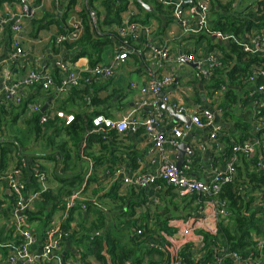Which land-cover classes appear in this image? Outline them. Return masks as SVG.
<instances>
[{"label":"built area","instance_id":"1","mask_svg":"<svg viewBox=\"0 0 264 264\" xmlns=\"http://www.w3.org/2000/svg\"><path fill=\"white\" fill-rule=\"evenodd\" d=\"M56 1V0H55ZM83 9L87 12L89 24L97 35H101L99 23L102 21L101 14L90 7L89 0H82ZM131 3V2H130ZM162 8L170 9L174 21L180 25L182 32L186 35L211 37L217 41V44L228 43L233 41L241 50L250 57L258 58L257 63H253L246 77L242 79L241 86L247 87L244 99L255 109L253 121L249 126L247 134L249 137L244 138L241 142H228V152L222 161L221 168H211V173L206 180L188 178L184 171L188 164H182L180 169L177 168L176 162L168 159L164 152L165 147L175 148L191 131L192 128L199 130L209 129L208 139L218 141L219 138L226 141L228 133L216 124L215 115L211 110L200 109L188 114L187 108L181 103L173 100L169 94L161 93L162 90H170L174 77L169 74L161 78L153 77L149 82L138 87L141 95L140 107L150 109L142 121L128 120L127 118L109 119L102 115L95 116L92 120L91 133L106 134L115 132L123 136L128 132L136 133L142 130L151 143V151L160 156L159 165L153 173L140 172L133 173L131 176H125L121 179V189L139 190L143 187L153 185L156 190H160L164 185L170 188L177 199H187L195 197L196 204L203 205L214 209L213 226L203 227V232L210 235H216L217 225L228 217V204L218 198L224 185L232 183L236 177V165L239 162V156L245 161L250 162L254 157L257 158L255 169L258 172H264V25L256 29H251L243 34L240 39L234 37L232 33H223L212 27L211 0H155ZM23 12L22 16L0 21V39L2 36V27L9 20L10 30L12 32L11 55L17 59L24 55V50L20 45L19 35L23 31L22 17L32 18L34 12L28 9L25 1H21ZM129 17L124 19L123 23L116 27L110 38L117 44L118 52L115 61L123 62L129 55L138 53L137 43L139 40L140 26L131 20L134 13L128 11ZM82 35V26L79 20L71 21L69 27L61 34L55 37V44L61 46L65 43L77 41ZM215 47V45H214ZM144 49L155 65L162 66L164 62L171 63L175 66L193 65L196 75L200 80L209 81L215 77L217 70H221L223 53L218 50H211L208 54L200 59L196 58L194 53L179 51L171 54L166 47H156L152 43H145ZM57 78L50 73L43 71L31 70L26 75L12 81L10 72L7 70L2 73L0 91H2L5 101L14 107H19L23 103L21 90L39 87L42 91L55 90V93H66L71 89L81 88L82 85L92 82H107L113 76V71L109 67L96 65L86 71L77 70L72 62L60 60L56 63ZM131 89H136L135 83H130ZM211 96L218 98L226 92L225 86L220 85L217 89L210 88ZM162 94V95H161ZM160 104L170 107L176 115H182L190 118V123L176 122L170 128L168 133L161 132L159 127L164 123V115L160 110ZM42 105L37 102H31L26 105L22 120H28L34 114L41 111ZM223 108H217L218 113H222ZM55 118L62 119L65 124L73 121L72 115H64L63 112L52 109L48 113L42 114L39 118V125L44 126L50 120ZM201 149L204 148L201 146ZM27 170V162L20 159L16 164L5 173L3 180L9 190L12 204L13 215L15 218L14 229L19 235L20 240L16 244H0V249H5V264H68L59 256V252L73 233L72 227L65 226V217L59 224H54L45 229L41 238L32 229L26 226L28 212L31 210L33 203L39 199L42 192L28 193L24 186L23 171ZM29 174L32 179L40 185H44L48 177L46 173L35 165ZM116 176L122 175V168L115 169ZM113 174V176H114ZM113 176L108 175V178ZM81 201L79 193L70 196L66 204V213L69 209ZM158 200L155 201L157 204ZM254 207L264 209V197L256 196ZM83 209V208H82ZM173 229L171 234L163 231L159 237H149L145 240L147 249L150 253L161 255L162 260L158 264H183L182 253L192 254L196 257H202L204 253L203 237L195 234L197 221L191 217L180 219L178 223L173 222L169 225ZM199 228V226H198ZM144 232L137 229L134 235L141 236L140 241L144 240ZM195 241V242H194ZM198 246V253L193 252L192 244ZM189 247V248H188ZM195 250V249H194ZM212 261L206 264H227L229 259L231 264H264V239H255L254 251L246 257H241L238 253L230 251L227 247H214L212 249ZM70 264H81L74 262ZM124 264H133L124 262ZM142 264V263H141ZM145 264V263H144ZM154 264V263H153Z\"/></svg>","mask_w":264,"mask_h":264},{"label":"crops","instance_id":"2","mask_svg":"<svg viewBox=\"0 0 264 264\" xmlns=\"http://www.w3.org/2000/svg\"><path fill=\"white\" fill-rule=\"evenodd\" d=\"M21 1L22 0H0V21L3 19H10L12 16H22L23 8ZM23 1H25L27 7L34 12L32 18H21L23 31L19 35V40L24 50V55L17 59L10 57L12 52V32L10 30L11 21L8 20L2 27V36L0 39V85L2 73L6 70L10 72L12 81H17V79H20L31 70L50 73L54 78H57L56 63L60 60L70 62L71 60L69 59L73 56V53L68 54L64 44L61 46L55 44V37L63 33L69 27L71 21L79 20L78 13L83 9L82 0H40L39 3H37L36 0ZM139 1L143 2L142 0ZM143 3L151 7V11L145 9V13H142L133 5H130L127 11L122 14V23L124 19L129 17L128 11L134 13L131 20L134 17L137 19H146V12L151 14L146 24H142L139 20H132L140 26L138 40L140 43L136 45V48L138 46V53L129 55L123 62H117L115 61V57L118 48L117 44L114 43L111 46L105 47L101 54V63L99 65L111 68L114 76L109 81L100 82V84L106 85L108 83V93L120 89H124L127 92V94L119 100L118 96L114 97L110 103H107L106 106L102 108V110L111 115L109 119L127 118L128 120L142 121L150 109L139 106L141 95L138 91V87L149 82L153 77L159 79L165 75L171 74L174 77V82L170 90H162L161 93L169 94L173 100L184 105L188 110V114L202 108L211 110L215 115L216 124L221 126L229 136L227 138L228 141L219 138L218 141L214 142L208 139L210 133L209 129L199 130L192 128L184 138V142L188 143L193 151L192 156L185 155L184 157L183 163H189L187 169L184 171L185 175L188 178L206 180L209 177V173H211V168H221L225 154L228 152V142H231L232 139L241 142L244 138L249 137L247 131L253 121L255 109L244 99L247 87H242L241 85L230 86L227 84V90H231L232 92L230 99L233 97V102L229 105L224 95H221L217 99L211 96L209 87L211 81L218 78L217 75L209 81H205L198 78L193 65L175 66L167 62H164L162 66L155 65L148 56V52L144 49V44L147 42L152 43L156 47H166L171 54L182 51L194 53L196 58L202 59L209 51L213 49L218 50L217 47H214L217 41L211 37L184 34L180 25L173 20L170 9L160 7V9L155 10V0H145ZM94 8L100 13H104V11L100 9L99 4H96ZM213 20L214 18L211 14V24ZM116 27H118L116 24L105 26L104 33L111 35ZM72 64L80 71H86L90 68L86 58H80L72 62ZM130 83H135L137 88L131 89ZM21 94L24 101L30 100L37 102L41 104L42 107L47 105L46 108L49 111L56 109L63 112L66 116H73L74 113L78 112V109L79 111H85L86 109L83 108V100H70V90L66 93L59 94L55 93L54 89L42 91L39 87H34L21 90ZM105 95L106 93L101 94V96ZM0 102V105L4 106L7 111L10 112L8 109L10 105L5 101L2 91H0ZM221 107L223 111L222 113H218L217 108ZM122 108L123 111H118ZM160 110L163 112L165 121L160 125L159 130L168 133L176 121H174L166 111ZM101 115L104 116L103 114ZM18 122H22V120L20 119ZM104 135H107V133ZM103 139L106 140L107 138ZM2 140L1 138L0 142ZM107 141H109L110 149L115 151L112 157L118 160L117 164L120 166L116 168H122V175L116 176L114 173H109L110 176H113V174L114 176L112 178H105L103 174H100L99 178L101 185L99 188L103 189L104 194L114 188L117 196L124 199L122 205L118 201L121 205L118 212L121 214L124 211H132L133 214L130 219L138 220L139 229H142L143 232L147 231L146 234H152L151 236L156 237L157 234L163 232L164 230H162L161 227L164 221H166L165 226L170 231H173V229L169 228V225L173 222L178 223L180 219L183 220L189 215L185 217H173L174 212L171 210L172 202H179L180 199L175 197L174 192L170 188L162 185L160 190H156L155 186L149 185L139 190L121 189L122 177L131 176L133 173L140 172L153 173L159 165L160 156L151 151V143L144 132L142 130L136 133L128 132L126 135L120 136L114 140L108 138L106 143ZM85 144L86 138H84L80 144L81 150L79 148V153L83 161L88 160V155L83 153ZM200 145L204 148L201 149ZM97 152L98 149L94 147V153L97 154ZM164 154L168 159L176 162V152L173 148L166 146ZM131 156L136 158L137 168L135 170H132L130 167L129 159ZM239 158L240 162L243 157L239 156ZM16 160L15 156H12L11 159L9 158L10 168L16 164ZM37 165L46 173L48 180L44 185H40L33 181L27 192H42V194L51 192L57 195L62 189V186L54 179V174L57 170L55 161L51 159L38 160ZM4 170H6V168L2 171ZM26 174L29 175L28 170ZM25 181L28 182L29 180L26 178L24 182ZM105 200L109 201L113 208L118 206L109 198H105ZM156 200H158L157 204L155 203ZM129 203H132L131 208H129ZM190 203L193 206L197 205L199 209L192 217L197 221V229L199 226L203 231V227L213 226L212 218L214 209L206 207V204L198 205L196 201H189L188 204ZM164 204L167 205L166 208L158 210V208H160L159 205L163 206ZM52 206L53 204H51V202L46 203L43 202V199L39 198L33 203L31 210L28 212L26 226L35 231L40 238L46 228L61 223L64 217L68 227L73 228L72 223H70L72 214L66 213V209H53ZM110 210H112V214L115 212V209ZM49 213L51 215L47 217ZM154 213L163 214L157 225H153L155 222ZM124 218L126 217L122 219ZM160 221H162V223ZM222 221H224V219ZM14 222L15 218L13 215L11 196L6 183L0 179V244H16L20 240L18 233L12 226ZM213 228H215V226H213ZM261 229L262 236H257L255 239H264V226H262ZM199 232L200 231H198L197 234H199ZM149 239L152 240L153 238ZM191 246L193 249H198L195 243ZM5 252V249H0V264H5L3 260ZM58 254L60 258L68 264L74 262H80L81 264H97L95 260H91L88 257L89 254L87 259L84 260V252L75 245L72 239L65 243ZM135 257L139 258L142 264H148V262H150L149 264H158L162 260L161 255L150 253L145 242L140 244V254L138 255L136 251ZM51 263L54 264V259H52Z\"/></svg>","mask_w":264,"mask_h":264},{"label":"trees","instance_id":"3","mask_svg":"<svg viewBox=\"0 0 264 264\" xmlns=\"http://www.w3.org/2000/svg\"><path fill=\"white\" fill-rule=\"evenodd\" d=\"M39 1L40 0H36L37 3H39ZM89 1L91 8L95 9L94 7H96V4H99L100 9L104 11V13H100L96 10L102 17V21L99 23L101 35H97L92 29L89 24L87 12L82 9V11L78 13V18L82 26V35L77 41L65 43L64 46L68 54L73 53V56L69 59L71 60L70 62H75L80 58H86L89 67L92 68L101 63L103 49L115 43L112 37L110 38V34L104 33V27L111 24L120 26L122 24V14L127 11L130 5H133L142 13H145L146 10L139 3V0ZM142 1L145 2V0ZM251 1L252 0H241L239 10L236 11L235 4L237 0H211V14L214 18L212 22L213 29L222 31L223 33H232L234 37L240 39L243 34L249 32L251 29H256L264 25V0H258L252 6L245 8ZM154 6L155 10L161 7L157 3H155ZM150 16L151 14L146 12V19H137L134 17L132 20H139L142 24H146ZM215 47L220 49L223 53L222 64L224 67L221 70H217L215 73V76L217 75L218 77H216L217 81L219 82H216L214 87L210 86L209 88L216 89L220 85H224L226 92L223 93V95L230 105V103L233 102V97L230 99L232 92L231 90H227V84L230 86L241 85L242 79L248 74L250 66L253 63H257L258 58L246 55L233 41L225 44H215ZM107 89L108 83L106 85H101L98 81L86 83L78 89H71L70 100H83V108L86 109L85 111L74 113L73 121L67 125L64 120L55 118L45 123L44 126H40L39 118L42 114L49 112L47 108L43 112L40 111L34 114L26 121L22 120L26 105L33 102L30 100H23L22 105L19 107H14L8 102L10 105L8 107L10 112H8L4 106L0 105V138L3 139L5 135L3 126L6 123L7 125L8 123L14 125L21 119L23 123L30 128L32 127L35 138L43 136L45 130L48 131L51 138L48 145L50 148L55 146L54 152L47 156L40 157L34 153L23 150L18 140L3 139L0 142V172H2L5 167L4 164L7 161L8 154L15 156L17 162H19L20 159L26 161L28 171L37 165L38 160L53 158L57 169L54 174V179L62 186V189L57 195L51 192H45L39 197L43 199V202H51V204H53V209L65 210L70 196L75 193H79L81 196L87 184L90 185L95 183L98 184L96 186H100L99 175L103 174V176L107 178V173L108 175H110L109 173H114V169L120 166L117 164L118 160L112 157L115 151L110 149L109 141L106 143L108 138L114 140L120 137V135H117L113 131L107 133V135L91 133L93 127L91 120L95 116L101 114L110 118L111 115L102 110V108L106 106L107 103H110L114 97L118 96L119 100L127 94L124 89L114 90L109 93ZM102 93H106V95L101 96ZM118 111H123V108ZM7 117H9L8 121L6 120ZM61 137L66 138L67 141H60V143H58L56 140ZM84 138H86V144L83 153L88 155L87 161H83L79 153V148L81 150L80 144ZM103 138L107 139L105 140ZM68 142L70 145H68ZM94 147L98 149L97 154L94 153ZM257 158V156L254 157L250 162L245 161L243 158L236 165L237 173L235 179L232 183L224 185L218 195L220 200L226 201L228 204V217L218 224L216 235H210L203 231L199 232L203 237L202 252L204 255L202 257H196L193 253L190 255H184V253H182L183 264L210 263L212 261V249L214 247H227L230 251L238 253L241 257H246L250 252L254 251L255 237L262 236L261 227L264 226V209H257L254 207L255 197L258 195L264 197V172H258L254 168ZM71 160L74 162L73 165L76 168L74 172H68L67 170V164ZM129 162L131 169L135 170L137 168L136 158L131 156ZM27 170L24 169L23 171L24 180L26 178L29 180L28 182H24L26 191L31 187L34 181L30 174H26ZM103 198H109L116 202L119 201L121 205L124 202L122 197L117 196L114 188L105 193ZM189 201H196L195 197L189 198ZM82 202L83 201L76 202V205L69 209V214H72L75 209L81 210L82 213H85L87 210L88 212L92 211L95 215L97 214L96 218L91 223L93 233L90 238V243L86 247L84 246V248L86 250L89 249V253L96 254L97 259L103 262V255L100 254V251L105 248L104 245L107 246L109 251L114 253L113 247H110L108 244L106 235L102 234L103 231L107 230L104 226H107L109 222L106 216L107 213L102 207L95 205L91 200L85 203L86 206ZM131 204L129 208H131ZM132 214L133 212L128 213L124 211L119 216L132 217ZM50 215L49 213L47 217ZM165 223L166 221L163 222L161 229L171 234L173 231H170L165 226ZM64 227L68 228V224L65 223ZM73 233L70 239H72ZM145 233H147V231L143 234L144 237H146L144 240L140 241L141 236L132 235L131 238H128V242L131 245L135 244V239L137 242H145L149 236ZM79 243L81 244V242ZM127 254L128 251L125 252L124 256L118 258L119 264H124L123 262H125V260L122 262V259L125 257L128 258ZM139 262L140 259L137 258L133 264H138ZM226 263L231 264L229 259H227ZM102 264H104V262Z\"/></svg>","mask_w":264,"mask_h":264},{"label":"rangeland","instance_id":"4","mask_svg":"<svg viewBox=\"0 0 264 264\" xmlns=\"http://www.w3.org/2000/svg\"><path fill=\"white\" fill-rule=\"evenodd\" d=\"M216 82H219V81H217V79H215L214 81H211L210 86L214 87V85H216ZM77 111H79V109ZM8 119L9 117L6 118L7 121ZM3 127H4L3 131L5 133L3 139L5 140L9 139L13 141L18 140L21 143V147L23 148V150L27 152L34 153L35 155H38L40 157L47 156L51 154L52 152H54L55 146L50 148L48 145V142H50L51 138L48 134L49 132L46 130L43 136L39 138H35L32 132V127L30 128L25 123L18 122V123H15L14 125L9 124V123L7 125L6 123ZM56 141L60 143V141H67V139L61 137L60 139ZM68 145H70L69 142H68ZM9 158L11 159L12 156L8 154L7 161L4 164L5 165L4 169L6 168V170L0 172V179L1 177L5 175V173H7L13 167L12 166L10 168L9 166V163H10ZM51 160H53V158ZM73 163L74 162L72 160L68 162L67 164L68 172H74L76 170ZM96 185L98 184H95V183H92L90 185L87 184V187L85 188L83 194L81 195L82 196L81 200L83 201L82 202L83 204H85L86 202H90V200L94 201L95 205H99L107 213V215L106 213L105 215L107 216V219L109 222L107 223V226H104L107 228V230L103 231L102 234L106 235L108 244L110 247L111 246L113 247L114 253L109 251L107 249V246L104 245L105 248L100 251V254L103 255V262L104 264H111V263L119 264L118 258L121 256H124L125 252L128 251V254H127L128 258L126 257L123 258L122 262L125 260V262L128 261V262L134 263L135 260L137 259L135 257V252L137 251L138 255L140 254V244H142V242L140 241L137 242V240L135 239V244L131 245L128 242V238H131V236L134 235V232L137 229H139V222L138 220L130 219L129 216H122V217L119 216L120 213L118 212V209H120V206H121L120 203L113 201L116 205H118L113 208V206L110 205L111 203H109V201H106L105 198H103V195H104L103 189L102 188L99 189V186H96ZM172 203L173 204L171 205V210L174 212L173 217H177V216L185 217L186 215H189L188 217L192 218L194 214L199 211L197 205L193 206L191 203L188 204L189 199H185V200L183 199V200H180L179 202H172ZM166 206H167L166 204H164L163 206L159 205L160 208H158V210L159 209L163 210L166 208ZM110 209H115V212L112 214V210ZM108 210L110 211L108 212ZM127 212L129 213L132 211H127ZM154 214H155V222L153 225H157L159 224V220H161L160 217L163 216V214H158V213H154ZM96 216L97 214L95 215L94 213H92V211L88 212L86 210L85 213H82L81 210L75 209L70 218L71 219L70 223H72L73 232H74L72 241L75 243L77 247L81 248L82 251L84 252V260L87 259V256L89 254L88 257L91 260H95L97 264H100L103 262L97 259L96 254L89 253L90 250L89 249L86 250L84 248V246L86 247L90 243V238L93 233V230H92L93 227L91 226V223L96 218ZM123 217H126V218L122 219ZM160 222L162 223V221ZM198 231H202V230L198 228L194 231V233L197 234ZM157 237L160 238L159 234H157ZM79 242H81V244ZM193 252L197 254L199 251L197 249L195 250L193 249ZM141 263L142 261L139 262L138 264H141ZM149 263L150 262H148V264Z\"/></svg>","mask_w":264,"mask_h":264},{"label":"water","instance_id":"5","mask_svg":"<svg viewBox=\"0 0 264 264\" xmlns=\"http://www.w3.org/2000/svg\"><path fill=\"white\" fill-rule=\"evenodd\" d=\"M256 1H258V0H252L250 3H248L245 6V8L252 6ZM139 3L142 5V7L144 9L151 11V7H149L148 5H145L141 1H139ZM240 4H241V0H237V3L235 4V10L236 11L239 10ZM28 9L30 10L29 7H28ZM46 107H47V105H44L42 107L41 111L43 112L46 109ZM160 109L166 111L173 118V120L176 122H182V123H186V124L190 123L189 117H185L182 115H176L173 112V110L168 106L160 105ZM174 151L176 152V166L178 169H180L182 167L185 155L192 156V154H193L191 146L188 143L183 142V141L174 148Z\"/></svg>","mask_w":264,"mask_h":264}]
</instances>
